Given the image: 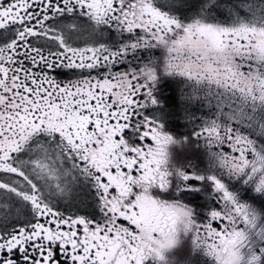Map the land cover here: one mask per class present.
<instances>
[{
  "label": "snow or ice",
  "instance_id": "obj_1",
  "mask_svg": "<svg viewBox=\"0 0 264 264\" xmlns=\"http://www.w3.org/2000/svg\"><path fill=\"white\" fill-rule=\"evenodd\" d=\"M0 264H264V0H0Z\"/></svg>",
  "mask_w": 264,
  "mask_h": 264
}]
</instances>
